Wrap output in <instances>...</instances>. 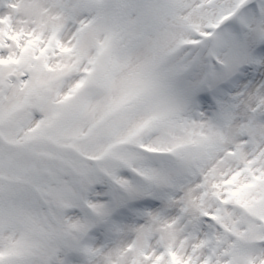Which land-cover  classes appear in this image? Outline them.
Listing matches in <instances>:
<instances>
[{"label":"snow or ice","instance_id":"obj_1","mask_svg":"<svg viewBox=\"0 0 264 264\" xmlns=\"http://www.w3.org/2000/svg\"><path fill=\"white\" fill-rule=\"evenodd\" d=\"M0 264H264V0H0Z\"/></svg>","mask_w":264,"mask_h":264}]
</instances>
